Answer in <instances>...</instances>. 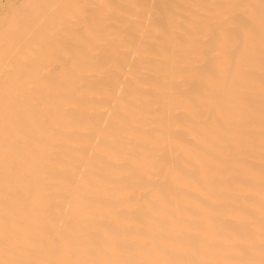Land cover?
Wrapping results in <instances>:
<instances>
[{"label": "bare ground", "instance_id": "bare-ground-1", "mask_svg": "<svg viewBox=\"0 0 264 264\" xmlns=\"http://www.w3.org/2000/svg\"><path fill=\"white\" fill-rule=\"evenodd\" d=\"M0 12V264H264V0Z\"/></svg>", "mask_w": 264, "mask_h": 264}, {"label": "rangeland", "instance_id": "rangeland-1", "mask_svg": "<svg viewBox=\"0 0 264 264\" xmlns=\"http://www.w3.org/2000/svg\"><path fill=\"white\" fill-rule=\"evenodd\" d=\"M7 1H9L8 4H7ZM7 1H5V0H3V1L1 0V1H0V5H1V6H0V11H4L6 6H8L10 3L17 2L18 0H15V1H13V0H7ZM11 1H12V2H11ZM3 3H4L5 5H4ZM3 5H4V6H3ZM0 13H2V12H0ZM0 15H1V14H0Z\"/></svg>", "mask_w": 264, "mask_h": 264}]
</instances>
